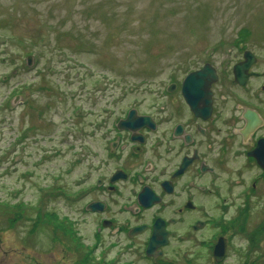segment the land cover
<instances>
[{
  "label": "rangeland",
  "instance_id": "obj_1",
  "mask_svg": "<svg viewBox=\"0 0 264 264\" xmlns=\"http://www.w3.org/2000/svg\"><path fill=\"white\" fill-rule=\"evenodd\" d=\"M242 29L246 48L264 54V0H0V206L9 211L0 214V264H77L85 250L39 226L47 212L68 216L82 245H96L94 218L72 201L83 168L73 165L76 138L134 105L146 114L154 89L205 61L222 69L217 88H229ZM17 207L28 208L19 219ZM237 222L222 264H264V225ZM247 229L263 237L252 244ZM218 233L172 241L164 263L214 264L208 245ZM112 243L103 234L95 260L113 264L122 251Z\"/></svg>",
  "mask_w": 264,
  "mask_h": 264
},
{
  "label": "flooded vegetation",
  "instance_id": "obj_2",
  "mask_svg": "<svg viewBox=\"0 0 264 264\" xmlns=\"http://www.w3.org/2000/svg\"><path fill=\"white\" fill-rule=\"evenodd\" d=\"M235 48L241 57L227 73L229 88H217L222 69L210 61L186 73L209 65L217 76L209 97L198 98L193 110L181 91L185 75L154 89L146 114L134 105L89 124L76 138L80 144L71 146L73 165L83 168L72 201L94 218L96 245L89 251L95 253L107 234L114 238L111 248L122 251L112 257L113 264H168L163 260L172 241L203 237L214 226L219 233L212 236L211 247L223 237L228 251V233L237 220L264 225V54L248 45ZM245 53L247 79L240 86L233 82V67ZM131 111L134 129L119 127ZM139 117L147 118V125L137 128ZM144 189L153 197L150 207L138 200ZM157 221L163 223L167 244L148 257ZM247 236L250 241L249 229ZM137 240L143 241L139 248Z\"/></svg>",
  "mask_w": 264,
  "mask_h": 264
},
{
  "label": "water",
  "instance_id": "obj_3",
  "mask_svg": "<svg viewBox=\"0 0 264 264\" xmlns=\"http://www.w3.org/2000/svg\"><path fill=\"white\" fill-rule=\"evenodd\" d=\"M244 62L235 66L233 69L234 81L240 85H243L246 80L245 72L247 70V53L244 56ZM27 64L30 65V58L27 59ZM217 79L215 72L211 69L209 65H205L201 70L190 73L186 76L182 84V95L185 98L189 106L193 108L197 105V99L202 95L209 97V88L212 83ZM203 90H207V93H202ZM208 103V102H207ZM208 112V111H207ZM206 112V113H207ZM135 113L131 111L125 122L122 123L121 128L134 129L130 121L132 120ZM147 118L139 117L135 119L136 127L147 125ZM139 202L145 200V203H141L144 207H150L153 202L152 195L148 190L144 189L138 198ZM92 207V206H91ZM92 209V208H91ZM163 223L159 224L157 221L153 228L152 236L149 240L146 254L148 257L155 256L153 254L154 250L158 247L167 244L166 233L163 230ZM226 255V241L223 238H219L215 243L212 250V257L215 263H221Z\"/></svg>",
  "mask_w": 264,
  "mask_h": 264
},
{
  "label": "trees",
  "instance_id": "obj_4",
  "mask_svg": "<svg viewBox=\"0 0 264 264\" xmlns=\"http://www.w3.org/2000/svg\"><path fill=\"white\" fill-rule=\"evenodd\" d=\"M249 34L250 32H248L247 30L245 29H242L239 31V42L238 43H245L247 42V38H249ZM3 207V208H2ZM15 210H17V215L16 218H21L24 216V213L26 210H28V208H20V207H17L15 208ZM31 211H35L37 216H35L33 220V225L36 224L35 226V229L38 225V223L40 222V208H35ZM5 214V215H8L9 214V211H8V208H6V206H0V214ZM28 217V216H27ZM44 217V218H43ZM42 217V219L44 220L43 222H41L39 224L40 225H43V226H40V227H46V231H48L50 234H51V237H52V240L55 241L57 240V237H63V238H66L68 240H70L72 242V244L74 245V249L76 251L78 250H81V251H84L85 250V253L80 257L79 261L77 262V264H95L94 261H95V257H94V253L91 252V251H88L86 249H84L82 243L80 242L79 238L76 236V232H75V229L73 228V226L71 225L70 221L67 219V218H64V219H60L55 213L53 212H47L46 214H44ZM46 225H49L48 228ZM38 226V227H39ZM237 227V224L236 226ZM44 228H41L42 230ZM257 235V234H256ZM263 236H250V241H252V244L256 241V243H258L261 238ZM59 239V238H58ZM210 245H208V248L209 250H211V246L209 247ZM244 256V254H243ZM260 260V259H259ZM259 260H257V258L252 261L251 264H258L259 263ZM191 260L187 261L186 263L190 264L192 262H190ZM97 264V262H96Z\"/></svg>",
  "mask_w": 264,
  "mask_h": 264
}]
</instances>
